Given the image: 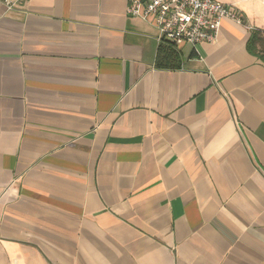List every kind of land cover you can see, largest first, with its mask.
I'll return each instance as SVG.
<instances>
[{
  "label": "crops",
  "instance_id": "0c3cea01",
  "mask_svg": "<svg viewBox=\"0 0 264 264\" xmlns=\"http://www.w3.org/2000/svg\"><path fill=\"white\" fill-rule=\"evenodd\" d=\"M221 1L171 63L127 0H0V264H264V0Z\"/></svg>",
  "mask_w": 264,
  "mask_h": 264
},
{
  "label": "built area",
  "instance_id": "2783aa9c",
  "mask_svg": "<svg viewBox=\"0 0 264 264\" xmlns=\"http://www.w3.org/2000/svg\"><path fill=\"white\" fill-rule=\"evenodd\" d=\"M7 11L20 9L31 0H2ZM127 15L152 22L158 30V42L176 48L214 42L225 18L243 23L232 6L221 0H127ZM198 51V50H196Z\"/></svg>",
  "mask_w": 264,
  "mask_h": 264
},
{
  "label": "trees",
  "instance_id": "16d2710c",
  "mask_svg": "<svg viewBox=\"0 0 264 264\" xmlns=\"http://www.w3.org/2000/svg\"><path fill=\"white\" fill-rule=\"evenodd\" d=\"M264 36V32L260 31V30H254L253 31V36H252V40H250L251 42L249 43L250 47H255V45L257 43H261ZM162 45L159 47V51L162 52ZM165 49V60L171 61V63L173 62H179L180 57H179V53L178 51L175 50V48H173V44H169L168 45H164ZM160 64V56L157 59V64ZM158 64V65H159ZM160 66V65H159Z\"/></svg>",
  "mask_w": 264,
  "mask_h": 264
}]
</instances>
